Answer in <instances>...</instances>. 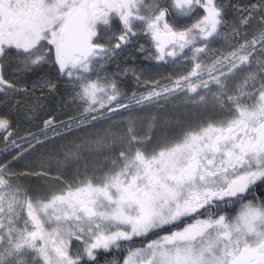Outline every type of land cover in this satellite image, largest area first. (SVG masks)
<instances>
[{
	"label": "snow or ice",
	"instance_id": "snow-or-ice-1",
	"mask_svg": "<svg viewBox=\"0 0 264 264\" xmlns=\"http://www.w3.org/2000/svg\"><path fill=\"white\" fill-rule=\"evenodd\" d=\"M0 264H264V0H0Z\"/></svg>",
	"mask_w": 264,
	"mask_h": 264
},
{
	"label": "trees",
	"instance_id": "trees-1",
	"mask_svg": "<svg viewBox=\"0 0 264 264\" xmlns=\"http://www.w3.org/2000/svg\"><path fill=\"white\" fill-rule=\"evenodd\" d=\"M140 43H145L147 45V41L140 40ZM130 64H134L139 69H142L144 72V76L146 78H157L159 79L162 74H167L173 71L170 65H165L163 67L156 65L153 61H148L143 58V54H137V58L134 61H128ZM113 68L115 65L112 66ZM162 82H165L162 80ZM127 88L131 89L134 87L130 82L126 85ZM141 91L143 89H140ZM62 94H63V86H62ZM76 115V108L71 103H65L60 97H57L55 100H50L47 102L46 107L40 112L37 120L27 126H23L21 131L30 130L36 135H41L39 131L40 128L43 127L42 121L43 119L51 116L54 117L57 122L60 121H69L71 116ZM63 127V125H61ZM80 135H85L86 133L83 130H77ZM68 139H72L73 135L71 132L66 133ZM56 143H52L51 141H46L45 145L42 147L37 145V151L34 154V158H38L41 154L49 153L56 149L60 143H65L67 141L61 140L60 137H55ZM139 246V244L137 245Z\"/></svg>",
	"mask_w": 264,
	"mask_h": 264
}]
</instances>
